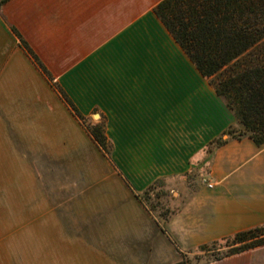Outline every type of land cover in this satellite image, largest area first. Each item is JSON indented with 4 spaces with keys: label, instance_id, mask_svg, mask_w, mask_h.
Segmentation results:
<instances>
[{
    "label": "crops",
    "instance_id": "1",
    "mask_svg": "<svg viewBox=\"0 0 264 264\" xmlns=\"http://www.w3.org/2000/svg\"><path fill=\"white\" fill-rule=\"evenodd\" d=\"M161 1L1 7L0 264H175L264 224V146L204 152L234 120L154 16ZM12 29L85 121L99 115L110 161ZM158 181L178 204L164 231L135 197ZM212 264H264V246Z\"/></svg>",
    "mask_w": 264,
    "mask_h": 264
},
{
    "label": "trees",
    "instance_id": "2",
    "mask_svg": "<svg viewBox=\"0 0 264 264\" xmlns=\"http://www.w3.org/2000/svg\"><path fill=\"white\" fill-rule=\"evenodd\" d=\"M8 1L0 0V9ZM152 12L233 117L234 123L209 142L204 152L211 153L228 141L246 138L257 147L264 146V0H162ZM12 31L20 48L110 161L112 147L103 126L85 127L83 116L53 83L50 74L18 33ZM161 187L162 183L158 181L135 197L150 213L157 214V222L164 231L175 212L169 208L157 212L149 203L152 196L162 195ZM216 246L220 248L214 249ZM262 246L264 224L181 254V260L175 264H190L188 257L193 254H209L200 264H210Z\"/></svg>",
    "mask_w": 264,
    "mask_h": 264
},
{
    "label": "rangeland",
    "instance_id": "3",
    "mask_svg": "<svg viewBox=\"0 0 264 264\" xmlns=\"http://www.w3.org/2000/svg\"><path fill=\"white\" fill-rule=\"evenodd\" d=\"M96 113L92 114V115H95ZM95 124H99L101 126H103V129H104V132H105V126H104V122H102L99 118H94L93 116L92 117H88V119H86L84 125L87 129H91L93 128V126ZM92 141V140H91ZM94 144V143H93ZM109 144L111 145V143L109 142ZM94 146L96 147V145L94 144ZM112 147V146H111ZM96 149L98 150V148L96 147ZM99 151V150H98ZM87 156L91 157V155L87 154ZM105 158V157H104ZM204 168H206V166H204ZM21 177V176H20ZM194 180L193 179H190L188 181H186V186H189L188 187V190L189 191H192L193 190V184H194ZM181 183V182H180ZM179 183V184H180ZM172 186V185H171ZM179 186L177 185V183L174 184V190L173 192H182V188L181 190H178L176 189V187ZM166 188V187H165ZM179 189V188H178ZM15 193V192H13ZM161 196L160 197H157L156 196H152L150 198V205L152 207H154L157 212H159L162 208H174L176 205H178L176 202L172 203L171 205L168 204V201H170L171 199H174V197H177L176 195H173L169 192V189H164L163 191H161ZM177 194V193H175ZM188 196V194L186 195ZM184 196V197H186ZM182 197V196H181ZM12 198H16L15 196H10V199ZM13 202L15 203L14 205H10L9 208H8V212H7V218H19V213L21 212V210L23 208L17 206V202L16 200H13ZM33 209L30 208V212H32ZM29 212V215L31 214ZM5 213V212H4ZM4 213L2 214L1 218H6V215H4ZM33 213V212H32ZM220 248L219 246H216L214 249H218ZM222 252V250H221ZM198 256V257H197ZM209 256V254H199V255H189L188 257V260H189V263L190 264H200V263H203V261ZM195 258H199V259H195ZM212 264V263H211Z\"/></svg>",
    "mask_w": 264,
    "mask_h": 264
},
{
    "label": "built area",
    "instance_id": "4",
    "mask_svg": "<svg viewBox=\"0 0 264 264\" xmlns=\"http://www.w3.org/2000/svg\"><path fill=\"white\" fill-rule=\"evenodd\" d=\"M202 182H203V184H205L208 188H212V184H211V183H208L206 180H203Z\"/></svg>",
    "mask_w": 264,
    "mask_h": 264
},
{
    "label": "water",
    "instance_id": "5",
    "mask_svg": "<svg viewBox=\"0 0 264 264\" xmlns=\"http://www.w3.org/2000/svg\"><path fill=\"white\" fill-rule=\"evenodd\" d=\"M94 118H99V115L95 114L93 115Z\"/></svg>",
    "mask_w": 264,
    "mask_h": 264
}]
</instances>
